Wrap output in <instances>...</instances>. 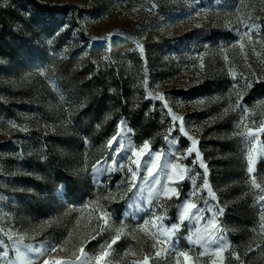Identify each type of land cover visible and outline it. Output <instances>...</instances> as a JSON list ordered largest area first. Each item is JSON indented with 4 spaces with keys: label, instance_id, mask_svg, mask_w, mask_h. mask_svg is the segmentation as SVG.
<instances>
[{
    "label": "rangeland",
    "instance_id": "rangeland-1",
    "mask_svg": "<svg viewBox=\"0 0 264 264\" xmlns=\"http://www.w3.org/2000/svg\"><path fill=\"white\" fill-rule=\"evenodd\" d=\"M35 3L54 6L52 15L39 11ZM7 8L14 14L5 26L0 24V43L12 46L0 51V239L5 241L0 248L10 243L7 233L13 239L23 236L33 247L56 248L40 257L28 253L31 264L45 259L50 264H77V256L80 264H96L95 257L122 229L101 264H142L145 256L149 264H208L207 256L199 257L205 249L192 245L188 237L215 212L229 244L225 256L240 257L230 264H246V259L264 264V229L256 204L264 193L252 186L255 177L264 187V157L256 160L254 173L247 171L252 143L264 154V133L251 142L240 135L264 121V0H0V14ZM50 17L56 21L45 23ZM248 23L258 26L251 39L244 35L243 24ZM50 59L85 69L83 81L99 71L106 76L112 71L134 92L133 110L146 105L145 113L154 116L157 130L147 135L150 138L136 135L126 117L112 123L107 111L98 118L106 127L100 134L98 120L86 117L85 103L71 79L62 81L56 68L48 73L43 67ZM160 95L162 100L155 99ZM240 95L244 115L235 103ZM165 104L183 117L188 136L179 131V120H171ZM118 131L126 147L148 140L154 153H169L162 155L161 166L168 160L188 167L192 180L180 184L179 199L162 195L167 177L160 169L161 184L142 170L132 186L128 168L135 166L130 152L118 170L93 175L91 166L98 160L105 168H117L108 159L107 141ZM166 135L178 143L170 145ZM188 137L197 141L215 200L206 190L190 195L203 185L204 169L199 161L193 163L195 153L183 159L191 147ZM174 151L175 156L170 155ZM77 192L92 199L81 207L75 201L81 195ZM186 198L212 211L199 213L206 218L199 223L181 222L179 205ZM237 208L248 215L247 221L237 216ZM154 213L165 216L158 221L164 229L181 224L169 251L161 252L159 259L155 253L165 246L154 238L158 229L144 224ZM105 214L107 226L100 220ZM242 226L247 229L244 249L231 242ZM8 250L16 260L15 249ZM20 251L25 249L21 246ZM179 251H189L191 259L186 262L175 254ZM18 264H26L25 259Z\"/></svg>",
    "mask_w": 264,
    "mask_h": 264
},
{
    "label": "snow or ice",
    "instance_id": "snow-or-ice-1",
    "mask_svg": "<svg viewBox=\"0 0 264 264\" xmlns=\"http://www.w3.org/2000/svg\"><path fill=\"white\" fill-rule=\"evenodd\" d=\"M219 2V0H217ZM156 5H153V8H155ZM197 16L200 15L199 12L196 13ZM243 23V22H242ZM243 27L245 29L244 35L248 37V39L252 38V33L256 30L258 27L255 24L248 23L243 24ZM239 31V29H237ZM115 42L110 43V47ZM241 48H243V45H241ZM140 51L143 52V48H140ZM227 59V58H225ZM201 67H203V64H201ZM41 75H44V73H41ZM236 79L235 77L233 78ZM145 84H147V81H145ZM246 86L251 87V84L248 83V81H245ZM236 85L234 84L233 87ZM151 98V97H149ZM157 100H162L163 96H157L155 97ZM243 96L240 95L239 98L235 101L236 105L241 108L242 115H244L247 112V109L244 107L243 103ZM203 103V101H200ZM165 108H167L168 115L171 117V120L173 122L180 121L179 131L184 135L188 136V133L185 131L184 125H183V117H178L174 114H172V109L167 104L164 105ZM227 112V109L225 110ZM247 118V117H245ZM13 127H16V125H13ZM120 127H123V121H121ZM22 131H27V129H21ZM257 133H264V121L260 122V126L255 128V130L252 127H247L246 131L244 133H240L246 140L249 142L255 141L258 139ZM191 140V147H188L186 150V153L183 157V159H187L188 156H191L193 153H195V160L199 161V167L203 168V185L197 186V189H194L193 192L190 194L191 197H196L199 193V191L206 190L208 192V196L211 197V199L215 200L216 196L215 193L212 192V189L209 185L208 180V169L206 165L204 164L201 154L199 151H197V141L193 139L192 137H188ZM165 141H167L170 145L177 144V140L172 139L170 135H166L164 137ZM109 153H108V159L111 160L113 165H116L117 168L113 169L111 166L105 168L101 161H97L95 164L91 166V170L93 175H99L102 172L105 171H113L118 170L121 166V161L123 159H127V153L130 152L131 157L134 158L131 160V164L135 167H129L128 172L131 173V181L129 182L132 186H135V181L137 176L142 172V170H146L147 176L152 177L153 180L157 184H161V181L158 178V172L157 170L160 169L161 171L165 172V175L167 177V182L162 184V195L167 198L171 199L173 197L179 199L181 192H180V184L185 180L189 179L192 180V176L188 175V167L185 165H182L180 163H176L173 161L166 160L164 164L161 166V157L162 155H169V153H161V152H153V150L150 147V143L148 140H145L142 144V146L139 147H133L131 143L125 146V144L121 141V132L118 131L115 135L112 136L111 139L107 141ZM170 155L175 156V151L170 153ZM254 157L256 159H254ZM264 157V154L257 152V146L255 143H252L251 148L247 151V171L249 174H252L255 172L254 164L256 163V160ZM179 159V157H177ZM104 163H107L105 161ZM171 168V172H168L167 170ZM156 173L157 175H154ZM197 176H199V173H196ZM193 183L195 181L193 180ZM252 186L259 190L260 193H264V187H262L259 183L256 182L255 177L252 178ZM62 187V186H61ZM130 190V189H129ZM157 195L161 194V190H156ZM205 203L207 201L205 200ZM257 206L259 207V221H260V227L264 229V194H261L258 196V199L256 201ZM179 208H182L183 210L180 211L178 219L183 222L185 220L189 219H195L197 223H199L200 219H206L205 217H202L199 215V213H202L204 211H212L211 209H204L199 207L196 203L190 202L187 198L185 201L179 205ZM192 210H195V213L192 212ZM224 212L223 208L219 209V214L222 215ZM108 214L102 215L100 217V220L104 221L105 226L108 224ZM165 220V216L163 215H157L153 214V218L151 221H144V224H151V227L153 229H158L155 239L158 244H163L165 247L161 248L159 251L155 253V257L159 259L161 256V252L167 253L169 251V245H172V236L173 234L178 231L181 228V224H173L171 227L164 229L159 224L158 221ZM143 231V227L141 228ZM122 233V229L116 230V235L112 238L111 243H108L106 245V248L101 252L100 255H97L95 257L96 264H101L102 261H105V258L108 257L111 253V250L113 248V245H115L118 240L120 239ZM151 235V232H149ZM5 235L8 236V241H10L9 245L5 248H0V264H18V262L22 259H25L26 264H31V260L27 259V254H35L37 257L43 256L46 254V251H56L55 247L49 246V249L45 250L40 247H33L32 244L26 243L25 238L23 236H20L19 238L13 239V237L10 234L5 233ZM163 236L164 239H160V237ZM195 237V238H193ZM95 239L96 237H92ZM188 240L192 245H201L205 251H201L199 253V257L204 258L208 257V264H230V261L232 258L236 260H240L239 255L233 254L232 257L225 256L226 251L229 248L228 242L225 240L223 236V230L221 226L217 223V214L213 212V219L207 220V223L203 226V228H197L193 236H189ZM5 241L3 239H0V245H3ZM21 246L25 249V252H21L20 248ZM9 248L15 249L16 254V260H12ZM254 250V249H251ZM85 252L84 247L80 248V253L83 255ZM179 257H183L186 262H188L191 258L189 255V251H179L175 253ZM77 264H80L81 256H77L76 258ZM150 257L145 256L143 258L142 264H149ZM85 260H87V257H85ZM43 264H50V261L48 259H45L43 261ZM54 264H66L63 260H56ZM192 264H195V261L192 262ZM241 264L243 262L241 261Z\"/></svg>",
    "mask_w": 264,
    "mask_h": 264
},
{
    "label": "trees",
    "instance_id": "trees-1",
    "mask_svg": "<svg viewBox=\"0 0 264 264\" xmlns=\"http://www.w3.org/2000/svg\"><path fill=\"white\" fill-rule=\"evenodd\" d=\"M35 5L36 8L39 9V11L44 12L49 16L52 15L51 9L54 8V6L44 3H35ZM67 7L68 5H63L62 9ZM13 14L14 11L10 10L9 8L3 10L0 14V24L5 26L7 24L6 22ZM55 21V19L50 17L48 22L45 23L52 24ZM2 41L3 42L0 43V51L3 49H8V47H12L9 46L6 41ZM43 67L48 73H52L56 68V75L60 76L62 78V81L71 79L70 83H73L71 85L75 88V90H77L80 98L85 103L86 117L93 118V121H95L94 118L96 117V119L98 120V129L100 134H104L106 127L105 124L103 122H100L98 118L107 111H110L112 113V123H116L121 116L126 117V119L129 120L131 129L135 132L136 135L141 134L144 137H149L147 135H150L151 133H154L155 130H157V122L155 121L154 116L152 114L147 115L145 113L146 105L138 106V110H133V107L135 105L134 92L131 91V87L126 83V81L119 78V76L112 73V71L108 73L107 76L104 72L99 71L97 74L92 75V80L83 81V74L86 73V70L77 68V66H75L71 61L50 59L43 64ZM108 92H111V94H108ZM152 147L155 148V146ZM77 193L78 195L81 194L80 192ZM88 197L89 196H87V194H81L80 197H77L75 201L76 203H79V206L82 207L83 205H87L86 201L92 199V197ZM107 211H109V209ZM240 212L241 211L239 210V208H237V216L243 218L242 222L247 221L248 215H241ZM119 213L120 212L117 211V215H119ZM69 220L70 219H67L68 224ZM67 223L65 225H67ZM241 229L242 230L240 231V234L238 236H234L236 238H231L232 244L240 246L241 244L243 245L245 243V240L247 238V229L243 228V226ZM245 262L246 264H253L252 262L248 263V259H246Z\"/></svg>",
    "mask_w": 264,
    "mask_h": 264
}]
</instances>
